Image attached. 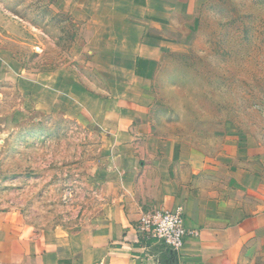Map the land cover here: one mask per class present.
<instances>
[{"label":"rangeland","instance_id":"obj_1","mask_svg":"<svg viewBox=\"0 0 264 264\" xmlns=\"http://www.w3.org/2000/svg\"><path fill=\"white\" fill-rule=\"evenodd\" d=\"M189 10L142 36L106 0H0V212L39 238L88 231L134 170L67 78L87 96L147 95L156 133L194 150L242 137L264 169V0ZM145 37L164 49L155 68L136 61Z\"/></svg>","mask_w":264,"mask_h":264},{"label":"crops","instance_id":"obj_2","mask_svg":"<svg viewBox=\"0 0 264 264\" xmlns=\"http://www.w3.org/2000/svg\"><path fill=\"white\" fill-rule=\"evenodd\" d=\"M208 1L106 0L129 30L142 36L166 32L177 13L190 8L189 12H196ZM162 52L156 39L145 37L139 48L141 59L136 56V61L141 69L155 68ZM152 75L142 81L149 82ZM65 82L74 101L83 100L87 111L98 113L104 129L114 136V145L134 163V170L108 213L88 231L39 238L21 227L15 215L0 212V264L264 261V169L248 165L252 159L243 151L242 137L226 141L215 153L194 150L187 142L156 133L147 95L144 99L116 92L87 96L76 81L67 78ZM179 206L184 209L187 230L181 251L138 232L136 227L143 217Z\"/></svg>","mask_w":264,"mask_h":264},{"label":"built area","instance_id":"obj_3","mask_svg":"<svg viewBox=\"0 0 264 264\" xmlns=\"http://www.w3.org/2000/svg\"><path fill=\"white\" fill-rule=\"evenodd\" d=\"M137 230L148 239L157 240L174 251H181L185 245L187 230L183 207L145 216L137 225Z\"/></svg>","mask_w":264,"mask_h":264}]
</instances>
